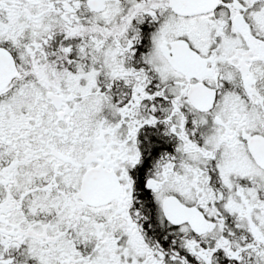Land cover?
Returning <instances> with one entry per match:
<instances>
[{
  "label": "snow or ice",
  "instance_id": "snow-or-ice-1",
  "mask_svg": "<svg viewBox=\"0 0 264 264\" xmlns=\"http://www.w3.org/2000/svg\"><path fill=\"white\" fill-rule=\"evenodd\" d=\"M0 264H264V0H0Z\"/></svg>",
  "mask_w": 264,
  "mask_h": 264
}]
</instances>
